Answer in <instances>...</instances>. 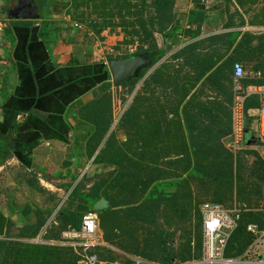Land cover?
<instances>
[{
  "label": "crops",
  "instance_id": "crops-1",
  "mask_svg": "<svg viewBox=\"0 0 264 264\" xmlns=\"http://www.w3.org/2000/svg\"><path fill=\"white\" fill-rule=\"evenodd\" d=\"M68 1L38 0L41 15L32 19L23 13L17 16L14 9L20 0H0V173L9 181L3 188L11 196L10 203L0 211L13 220V231L34 221L32 216L37 210L51 211L36 242H46L41 239L45 229L57 224V213L65 207L71 191L66 190L65 185L73 183L74 187L85 174L90 181L93 179V174H89L97 165L93 163L94 157H86L83 134L93 132L94 127L84 120L81 111L95 99L103 83L112 81L107 60L95 62L88 43L74 28L76 24L81 26L82 20L90 21V16L80 19L78 14L59 6ZM202 1H171L174 21L168 24L165 41L157 35L159 44L164 43L166 47V55L144 75H141L142 67L137 69L135 105L136 109L140 106L143 110L141 117L149 108L153 120L165 117V126L172 135L174 133L167 139L166 147L181 146L184 142L190 147L197 143L198 129L187 122L191 116L201 127L216 128L220 119L219 126L224 132L219 133V143L238 155L233 149L232 57L244 33L264 32L263 17L261 14L256 18L251 16L259 9L258 4L253 5L248 0H241L240 5L236 0H232L233 4L227 2L230 8L225 0ZM191 10L203 11L195 36L190 35L196 29V25L189 22ZM96 15L99 17L92 18L102 17L99 12ZM45 21L50 22L48 35L42 34ZM173 27L176 28L171 31ZM236 62H241L248 72L246 61ZM197 67H211V70L198 79V75H194ZM159 68L160 73L155 75ZM219 68L223 71L221 74L216 72ZM113 130L110 127L106 136ZM255 135L254 128L244 131L247 145L255 142ZM86 183L90 187L94 180L91 185ZM237 205L234 201L226 208ZM25 209L29 214H23ZM257 209L264 211V206ZM250 224L260 228L258 223ZM252 235L256 242V235ZM98 236L100 246L118 255L116 261L109 263L121 264L124 256L138 259L141 264L156 263L106 242L100 227ZM54 243L63 245L59 241ZM258 243V249L262 248L258 255L264 260V236ZM247 249L236 259H253Z\"/></svg>",
  "mask_w": 264,
  "mask_h": 264
},
{
  "label": "trees",
  "instance_id": "trees-1",
  "mask_svg": "<svg viewBox=\"0 0 264 264\" xmlns=\"http://www.w3.org/2000/svg\"><path fill=\"white\" fill-rule=\"evenodd\" d=\"M91 1V8L96 12L103 6V10H109L105 12L107 17L100 13L104 19L102 22L97 18L90 20L95 33L102 34L104 27L110 29L117 26L122 32L132 28V32L124 35L128 37L130 34L131 39L126 42H134L131 35L143 41V46L137 52L109 56V60L140 55L145 60L141 68V75H144L164 58L166 47L164 43L159 44L157 35H161L165 41L168 24L174 21L173 0H135L140 6L133 13V23L125 13L127 10L123 11V1L128 8H136L133 0H99V3L97 0H69L62 6L82 19L84 9L90 6ZM236 1L238 5L242 4L241 0ZM190 13L189 22L196 25L190 35L195 36L203 20V11L191 10ZM49 31L50 22L45 21L42 34L48 35ZM239 59L246 61L248 66L246 77L242 80L243 86L264 85V32L243 34L234 48L233 65ZM210 70L211 67H197L194 75H198L199 79ZM216 72L221 74L223 71L219 68ZM257 72H260V77L254 76ZM158 73L160 68L155 74ZM138 75L136 73L118 84L112 81L103 83L99 93H95V99L82 107L84 120L94 127L93 132L83 134L85 154L88 159L94 157L93 163L108 167L104 176L102 173L96 174L98 179L90 187L86 186V182L90 181L86 174L74 187L73 183L65 185L66 190H71L68 202L57 213V224L49 225L42 234L41 239L46 242L31 240L41 235L51 211L37 210L35 220L16 228L17 232L12 229L13 220L0 211V264H84L81 262L82 256L72 246L54 242L62 241L63 231L80 228L83 214L88 211L97 213L104 240L130 255L162 264L199 260L202 257V219L199 210L202 199L194 195L192 184L207 191L212 187L211 202L231 207L235 201L242 209L238 227L231 233L224 248V257L241 256L254 241L255 237L247 230L248 224L258 223L260 228H264V211L257 209L264 201V158L257 148L247 146L234 155L223 143H219V133L224 132L219 126L220 119L216 128L208 125L201 127L191 116L187 122L198 129V136L195 135L197 143L190 147L185 142L181 146L166 147L167 139L174 133L172 135L165 126V117L153 120L149 114L150 108L141 117L143 110L139 109L140 106L136 109L133 97V102L118 123V127L126 133V139L120 140L114 130L106 136L115 109L120 110L125 100L121 90L127 89L129 94L132 93ZM261 99L257 94L246 98L247 127L251 120L256 119ZM150 122L151 126L148 127ZM169 189L174 190L167 191ZM102 198L108 201V206L95 210V203ZM192 199H196L197 206L188 208ZM29 212L25 209L23 214ZM187 219L191 225L187 224ZM175 237H178V246L174 245ZM88 253L95 254L100 261L114 262L118 258L116 252L100 245ZM120 262L136 264L133 258L126 256Z\"/></svg>",
  "mask_w": 264,
  "mask_h": 264
},
{
  "label": "built area",
  "instance_id": "built-area-1",
  "mask_svg": "<svg viewBox=\"0 0 264 264\" xmlns=\"http://www.w3.org/2000/svg\"><path fill=\"white\" fill-rule=\"evenodd\" d=\"M78 26V24H76ZM255 77H260L257 72ZM246 77V70L241 62H235L233 65V117H234V137L233 149L238 151L246 148H257L260 155L264 158V85L248 84L243 86L242 80ZM257 94L261 96V105L256 119L251 120L247 127L248 119L245 114V101L250 95ZM247 121V122H246ZM255 129V142L247 145L244 137V131ZM242 209L237 205L233 208H226L219 203L204 202L200 208L202 218V257L195 261L198 264H262L264 260L259 257L258 240L263 241L264 229L257 224H249L248 232L256 235V242L251 244L247 252L253 256V259L226 258L223 255L227 241L238 226L240 211ZM99 218L96 212L88 211L83 214L80 228H73L62 232L63 245L72 246L82 256L84 264H111L106 261H100L95 254H89L88 251L98 245L99 241ZM136 264L141 261L136 259Z\"/></svg>",
  "mask_w": 264,
  "mask_h": 264
},
{
  "label": "rangeland",
  "instance_id": "rangeland-1",
  "mask_svg": "<svg viewBox=\"0 0 264 264\" xmlns=\"http://www.w3.org/2000/svg\"><path fill=\"white\" fill-rule=\"evenodd\" d=\"M97 1L96 2L99 3V0H97ZM108 1H112V0H108ZM149 1H152V0H149ZM193 1L195 3L196 2L203 3L202 0H193ZM225 1H226V4H227V2L228 3L231 2L233 4L232 0H225ZM248 1L251 4H253V5L258 4L257 7H258L259 11L256 10V11L252 12L251 16L256 18L257 16H260V14H261V16L263 17L264 0H248ZM132 3L136 4V8L133 7V6L128 8L125 5L124 1H123V4L125 6L123 8V11L127 10V12H125V13L128 14L127 16L129 17V19H131L130 21H132V23H133L134 16H135L133 13L137 12V10H138V8L140 6V3L135 2V0H133ZM62 5L59 4V6H62ZM197 5H199V4H197ZM91 6H92V1L90 2V6L87 9L85 8L84 11H83L84 14H85V17L90 16V18H89L90 20L93 19L92 17L97 16L96 14L98 13V12H96L97 10H95L94 8L92 9ZM227 6H229V8H230V4H227ZM103 9H104V6H103V8L101 10H99V13L102 12L103 16L105 15L107 17L106 13H108L109 10H103ZM97 17H99V16H97ZM116 18L117 17H115V19ZM176 18H177V16H176ZM99 19H100L101 22L104 20L103 18H99ZM82 21H83V24H81V26L79 25L78 27L77 26L76 27L73 26V27L77 29L76 30L77 31V35L82 40L84 39V41L88 43L89 51H90V52L89 51L88 52L93 54V59H94L95 62H100V61H105V60H107V62H108L109 61V58H108L109 56H118V55L122 56V55H126V54H133V53L137 52V49L139 47L143 46L142 39H139L136 35H134V36L131 35V37L134 39V42H126V40L131 39L129 37L130 34L128 35V37L124 36V35L125 34L127 35V33L132 32L133 31L132 28H128L127 32H122L123 30L120 27H117V26H115L114 28L110 27V29H106L104 27L102 34L98 35L91 28V24H90V21L88 19L86 21H84V20H82ZM117 21H119V18H117ZM53 22H55V21H53ZM56 22H59V21H56ZM86 32L88 34H87V36H84V34ZM81 39H80V41H81ZM133 56H135V55H133ZM108 79H110V78H108ZM121 92H122L123 98H125V100L121 103L122 104L121 109L120 110H116L115 109V111H114L113 122H112V125H111V129H114V130L118 127V121L120 119V116H121L122 112L131 105V103L133 102L132 101L133 97H134V90L130 94L127 92V89H122ZM115 131H116L117 137L120 140L123 141V140L126 139L127 136H126V133L124 132L123 129L118 127V129H116ZM96 165L97 166H94L92 171L89 174V175L93 174V176H91L93 179H92V181H87L88 185H91L93 183V180L96 181L98 179V178H95L94 175H96L97 173L98 174L102 173L101 175L104 176L103 174H105V172L108 169L107 166H101L99 164H96ZM1 174L4 175L3 173H0V210H3L7 206V202L10 203L9 199H10L11 196H8L7 192L5 191V188H3V187H5L8 184L9 181L4 179L1 176ZM192 189L194 191V195H197L200 199H202L201 203L199 204V208H201V206H202V204L204 202L209 201V199L210 198L212 199V197H213V194H212L213 188L212 187H210V191L209 190L207 191L205 188L204 189L202 188L204 190L203 191L198 185L192 184ZM207 198H209V199H207ZM261 205L262 206H258V207H263L264 206V201L261 202ZM192 206L193 207L197 206L196 205V199H192L191 200V204H188L187 207L190 208ZM33 217L35 218V215L32 216V220H34ZM187 222H188L187 223L188 225H191L190 222L188 221V219H187ZM194 223L195 222L192 223V228H193V224ZM185 224H186V222H185ZM14 231L16 232V230H14ZM5 237L6 236H4V238ZM31 241H35L36 242L37 239H32ZM99 241H100V239H99ZM173 242H174V245L178 246V243H179L178 237L173 238ZM260 250H262V248L258 249V251H260ZM119 256H120L119 257V259H120L122 257V255L119 254ZM195 261H197V260H191V261H187V262H176L175 261L173 264H198L197 262L194 263ZM155 264H162V263L156 262Z\"/></svg>",
  "mask_w": 264,
  "mask_h": 264
},
{
  "label": "water",
  "instance_id": "water-1",
  "mask_svg": "<svg viewBox=\"0 0 264 264\" xmlns=\"http://www.w3.org/2000/svg\"><path fill=\"white\" fill-rule=\"evenodd\" d=\"M20 4L16 6L14 11L17 12V16L23 13L29 18L38 19L41 15L38 0H20ZM24 3V4H22ZM24 6H22V5ZM144 65V59L140 55L130 56L126 58L110 59L107 62L109 72L112 77L113 84H118L122 81H127L131 76H134L137 69ZM250 143V141H248ZM108 206L106 199H101L95 203L94 209L102 210Z\"/></svg>",
  "mask_w": 264,
  "mask_h": 264
},
{
  "label": "flooded vegetation",
  "instance_id": "flooded-vegetation-1",
  "mask_svg": "<svg viewBox=\"0 0 264 264\" xmlns=\"http://www.w3.org/2000/svg\"><path fill=\"white\" fill-rule=\"evenodd\" d=\"M22 4H24V3H22ZM22 4H21V5H22ZM22 6H24V5H22Z\"/></svg>",
  "mask_w": 264,
  "mask_h": 264
}]
</instances>
